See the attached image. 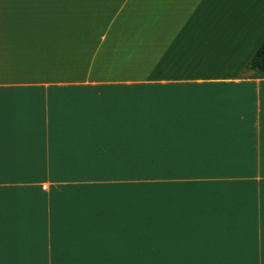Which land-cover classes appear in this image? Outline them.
I'll return each mask as SVG.
<instances>
[{
	"label": "crops",
	"instance_id": "1",
	"mask_svg": "<svg viewBox=\"0 0 264 264\" xmlns=\"http://www.w3.org/2000/svg\"><path fill=\"white\" fill-rule=\"evenodd\" d=\"M264 0H0L2 264H264Z\"/></svg>",
	"mask_w": 264,
	"mask_h": 264
},
{
	"label": "trees",
	"instance_id": "2",
	"mask_svg": "<svg viewBox=\"0 0 264 264\" xmlns=\"http://www.w3.org/2000/svg\"><path fill=\"white\" fill-rule=\"evenodd\" d=\"M246 73H264V42L260 45L257 52L252 57L245 69Z\"/></svg>",
	"mask_w": 264,
	"mask_h": 264
},
{
	"label": "snow or ice",
	"instance_id": "3",
	"mask_svg": "<svg viewBox=\"0 0 264 264\" xmlns=\"http://www.w3.org/2000/svg\"><path fill=\"white\" fill-rule=\"evenodd\" d=\"M6 241L9 244H11L13 241V238H12L11 233H9L7 236L5 235L4 227H3V221H2V219H0V254L3 253L4 245H5ZM0 264H2V262H0Z\"/></svg>",
	"mask_w": 264,
	"mask_h": 264
}]
</instances>
